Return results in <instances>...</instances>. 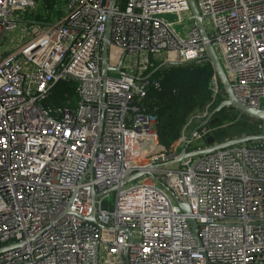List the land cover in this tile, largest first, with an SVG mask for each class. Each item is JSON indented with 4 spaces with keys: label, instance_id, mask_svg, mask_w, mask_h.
<instances>
[{
    "label": "built area",
    "instance_id": "1",
    "mask_svg": "<svg viewBox=\"0 0 264 264\" xmlns=\"http://www.w3.org/2000/svg\"><path fill=\"white\" fill-rule=\"evenodd\" d=\"M62 1L57 15L39 0H0V47L25 35L0 58V264H264V139L179 160L208 147L193 145L210 103L172 151L145 107L159 69L209 61L188 0ZM195 1L235 95L264 110V0ZM60 81L76 99L51 104Z\"/></svg>",
    "mask_w": 264,
    "mask_h": 264
},
{
    "label": "trees",
    "instance_id": "2",
    "mask_svg": "<svg viewBox=\"0 0 264 264\" xmlns=\"http://www.w3.org/2000/svg\"><path fill=\"white\" fill-rule=\"evenodd\" d=\"M45 1L50 9L55 2L54 0ZM154 77L161 78L162 88L161 90H150L149 97L145 99V107L147 111L157 116V130L163 148L166 151H172L177 145L189 117L195 112L202 111L209 103L211 112L227 93L210 60L203 64L167 65L155 72ZM216 77H218V85L223 90V94L214 98L213 87ZM75 96V89L71 81H60L56 84L49 102L61 105L68 97L75 99ZM235 111L248 117L252 122L241 115L238 118L235 117ZM230 116H232L230 119L233 120L226 121L228 124L215 135L212 144L207 143V145L242 135L257 134L262 130V121L242 113L233 106L224 107L210 119L205 127L211 126L216 120ZM192 126L198 125L195 123ZM193 146L196 148L201 145Z\"/></svg>",
    "mask_w": 264,
    "mask_h": 264
},
{
    "label": "water",
    "instance_id": "3",
    "mask_svg": "<svg viewBox=\"0 0 264 264\" xmlns=\"http://www.w3.org/2000/svg\"><path fill=\"white\" fill-rule=\"evenodd\" d=\"M116 1L117 0H111V2H110L111 8H113L116 5ZM188 2H189L191 12H192V15H191L192 19H194V21L196 22L198 28L200 29V31L202 33L203 38L207 41L206 42L207 57L211 61L212 65H213V67L217 73V76L219 77L220 81L222 82V84L226 90V93H227V98L223 99L210 112V114L208 115V117L206 118V120L204 122V125L208 124L210 119L216 113L221 111L224 107L233 106V107L237 108L239 111H241L242 113H244V114H246L252 118H255V119L262 121V130L260 133H257V134L242 135L240 137H234L231 139H227V140H224L222 142L215 143V144L208 146V147L201 149V150H195L192 152H185V153L180 155V157L178 158L179 160H182L184 157H187V156H191V155H195V154H199V153H204V152H209V151H213L215 149H220V148H224V147H228V146H232V145H236V144H240V143H244V142H248V141H252V140L264 139V110L249 107L237 98V96L235 95V93L233 91L232 84H231L230 80L228 79L227 74L224 70V67L220 61L219 55L217 54L212 43L210 41H208V39H209L208 33H207L206 28L204 26L203 18H202L201 14L198 10L196 1L195 0H188ZM108 39H109V30L107 29L105 32V40L103 42V50H102L101 70H102L103 76H106L107 71L112 68L108 63ZM122 60H123V56H122L120 63L118 64V66L115 67V69L117 71H120V69H121ZM144 173L145 172L135 173L129 178V180L136 179L139 176L143 175ZM176 202L181 207L183 212L187 215V220H188L189 224L191 225L193 233H194L195 237L197 238L199 244H201L199 234H198L199 226H198L197 221L191 216V208H190L189 204L187 202H182L179 199H176ZM125 258H126V262H127V254L125 255Z\"/></svg>",
    "mask_w": 264,
    "mask_h": 264
},
{
    "label": "rangeland",
    "instance_id": "4",
    "mask_svg": "<svg viewBox=\"0 0 264 264\" xmlns=\"http://www.w3.org/2000/svg\"><path fill=\"white\" fill-rule=\"evenodd\" d=\"M54 1L55 2L53 3V6H55V8L53 9V6L51 8L55 12V14L61 15V13H62L61 12V9L63 8L64 3H63L62 0H54ZM44 2H46V1L45 0H39V8H38L39 11H43L44 10V8H45ZM18 15L21 18L22 17H33L30 14H22V13H19ZM53 17L56 18L55 15L53 16V14H52V17L51 18H53ZM190 24H192V21L191 20H188V21H185L184 22V25H186V26H189ZM182 26L183 25H176V28L178 30H180L182 28ZM208 30H211V28L209 26H208ZM24 36L21 35L18 30L12 31L11 33H7V35L4 38V43H2V45L0 47V58L4 55V53H7L10 50L18 47L20 45L21 41H22L21 39H23ZM217 50L219 51V49H217ZM115 58H118V55H116L114 53V51L112 49H110L109 50V59H110V61L112 63H115ZM222 62H223V60H222ZM110 73H112V71H110ZM113 75H119V73L114 72ZM213 92L215 93V88H214ZM225 98H227V95H225L224 99ZM75 99H76V96H75ZM234 113H235L234 114L235 117L237 116V118L240 117V115L242 117H244L242 114L238 113L237 111H235ZM231 117L232 116L226 117V118H223V119L216 120V122L214 124H212L211 126L207 127V134L204 137L205 139L204 140H198V142L196 144H198V145H203V144H206L207 145V143H211L212 144L215 135H217L218 133H220L221 130L223 129V127L228 124V122H226V121H230L231 122L233 120V119H230ZM244 118L247 119V120H250V122H252L251 119H249L248 117L245 116ZM200 122L201 121H198L196 123V125H199ZM220 142H222V141H220ZM215 143H219V141L218 142L217 141L214 142V144ZM211 144L210 145H207V146H211ZM177 165H178V163H173V166H177ZM143 179H144V177H140V178H138L136 180H132V181L128 182L126 185L127 186H130L132 184H136L138 182H141ZM106 200L110 201L109 206L112 207L114 205V203H115V193L114 192H111L110 193V196Z\"/></svg>",
    "mask_w": 264,
    "mask_h": 264
}]
</instances>
